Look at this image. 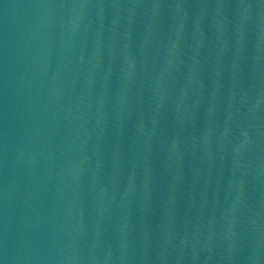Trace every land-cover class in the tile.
I'll list each match as a JSON object with an SVG mask.
<instances>
[{
  "label": "water",
  "instance_id": "1",
  "mask_svg": "<svg viewBox=\"0 0 264 264\" xmlns=\"http://www.w3.org/2000/svg\"><path fill=\"white\" fill-rule=\"evenodd\" d=\"M0 264H264V0H0Z\"/></svg>",
  "mask_w": 264,
  "mask_h": 264
}]
</instances>
